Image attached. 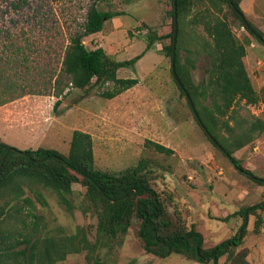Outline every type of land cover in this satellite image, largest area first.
<instances>
[{"label":"rangeland","instance_id":"rangeland-1","mask_svg":"<svg viewBox=\"0 0 264 264\" xmlns=\"http://www.w3.org/2000/svg\"><path fill=\"white\" fill-rule=\"evenodd\" d=\"M137 1L0 0V141L21 150L44 147L67 154L72 132L78 129L91 135L95 167L100 170L118 173L146 159L150 182L169 214L176 221L178 212L181 227L193 226L202 235L203 247L209 248L241 230V214L225 217L263 201L264 185L236 169L194 119L172 76L170 56L162 51L169 38L156 40L132 67L117 70L118 77H133L138 82L113 98L101 97L96 88L71 87L65 77L56 83L64 46L71 33L82 30L91 4L119 13L123 26L110 38L88 35L83 43L88 49L102 43L116 60L130 59L145 49L147 27L161 36L170 31V0ZM241 8L264 33V0H243ZM193 13L183 18L180 58L194 59L190 74L197 84L207 77L210 59L204 53H189L194 48L193 33H203L199 25L191 24ZM227 19L234 34L244 40L246 31L238 20L229 15ZM251 43L246 45L248 75L261 100L253 105L241 101L236 109L239 117L250 120L253 115L264 120V44L253 38ZM59 89L62 94L56 97ZM149 140L173 153L145 146ZM233 156L245 169L264 178V130L234 150ZM71 187L68 199L73 208L69 211L53 190L36 183L25 185L24 196L33 205L20 201L21 211L11 209L15 215L6 216L3 229H19L20 216L29 227L36 224L41 236L78 234L97 243V218L85 196L86 188L76 182ZM245 220L241 245L220 257L218 264H231L232 258L237 264H264V211L246 212ZM133 221L124 236L102 237L103 246L81 248L55 264H94L96 258L101 264H202L179 254L160 258L146 252L138 221Z\"/></svg>","mask_w":264,"mask_h":264},{"label":"trees","instance_id":"trees-1","mask_svg":"<svg viewBox=\"0 0 264 264\" xmlns=\"http://www.w3.org/2000/svg\"><path fill=\"white\" fill-rule=\"evenodd\" d=\"M240 2L241 0H176L178 35L175 70L201 123L223 148V154L236 169L256 183L264 185V178L245 169L233 156L234 150L246 146L264 130L263 119L253 115L250 120L239 117V108L236 109L241 101L244 105H253L261 100V95L254 89L248 75L246 45L252 42V38L261 42L257 36L264 39V33L247 19ZM190 11L194 12L190 19L191 24L199 25L203 33H193L194 50L191 49L189 53L195 56L204 53L210 59L207 77L197 84L190 74V69L195 68L194 59L187 58L182 61L180 58L183 18ZM169 13L170 31L165 36L147 27L145 49L130 59L116 60L103 47L88 49L83 43V37L100 31L106 21L119 15L91 4L86 11L82 30L71 33L64 46L56 83L65 77L71 87L85 91L96 88L98 94L106 99L131 88L138 80L133 77H118L117 70L132 67L154 46L156 40L169 38V43H163L162 51L171 58L173 0H170ZM228 15L238 20L245 29L244 40H240L232 31ZM175 83L177 84L176 81ZM108 84L110 86L105 88ZM177 86L185 96L178 84ZM262 92L264 94V87ZM61 94L59 89L55 96L59 97ZM207 99L208 104L204 103ZM185 100L194 116L186 97ZM59 102L60 99L55 105ZM194 119L198 123L195 116ZM145 146L167 155L173 153L171 148L158 142L149 140L145 142ZM148 167V161L140 159L136 165L118 173L96 168L92 137L78 129L72 132L67 154L44 147L21 150L0 141V264H55L63 260L66 254L79 252L81 248L94 249L98 243L103 246L102 237L109 239L118 235L124 236L134 223V218L138 221V235L146 252L160 258L179 254L202 264L210 261L218 264L220 257L241 245L246 228V212L264 211L263 200L226 216L228 218L241 214L244 219L241 230L212 247L204 248L200 232L193 226L188 230L181 227L178 212H175L176 221L169 214L164 199L150 182ZM73 182L86 188L85 196L97 218V243H89L86 237H78V234L41 236L36 224L29 227L20 216L17 217L21 222L19 229H3L6 216L15 215L10 213L11 209L16 213L21 211V206L17 205L20 201L33 205L32 200L24 196L25 185L36 183L53 190L58 202L71 211L73 205L69 202L68 194L72 192ZM238 256L239 254L237 259ZM240 257L243 261L244 255ZM234 260L232 258L231 264H237ZM94 264L101 262L96 258Z\"/></svg>","mask_w":264,"mask_h":264},{"label":"water","instance_id":"water-1","mask_svg":"<svg viewBox=\"0 0 264 264\" xmlns=\"http://www.w3.org/2000/svg\"><path fill=\"white\" fill-rule=\"evenodd\" d=\"M177 7H176V0H173V32H172V41H171V60H170V67H171V73L173 78L175 79V81L177 82V84L179 85V87L183 90V93L186 97V99L188 100V103L194 113L195 118L197 119L199 125L201 126V128L203 129V131L206 133V135L209 137V139L223 152V148L217 143V141L213 138V136L211 134H209V132L207 131V129L203 126V124L201 123L197 112L195 111V107L194 104L189 96V94L187 93L186 89L184 88V86L182 85V83L180 82L177 74H176V70H175V51H176V44H177V35H178V15H177ZM258 39H260V41L264 44V39L261 38L260 36H257ZM178 187V185H177ZM179 191L180 188L178 187ZM186 198H189L184 192H181Z\"/></svg>","mask_w":264,"mask_h":264},{"label":"crops","instance_id":"crops-1","mask_svg":"<svg viewBox=\"0 0 264 264\" xmlns=\"http://www.w3.org/2000/svg\"><path fill=\"white\" fill-rule=\"evenodd\" d=\"M142 1H143V0H138L137 2H138V3H141ZM242 2H243V0H241V2H240V6H241ZM241 9H242V8H241ZM121 26H123V23H122L120 17H119V16H115V17H113L112 19L106 21V22L103 24V27H102V29H101L100 31L95 32V33H93V34H90L89 36H90L91 38H94V37H99V38H101V37H103V38H110V37H111V36H112V35L118 30V28H120ZM250 45H251V47L253 46L252 43H251ZM98 46H101V47H103V48L106 50L105 46H104L102 43H99L98 45H96L95 47H93V48H91V49H94V48H96V47H98ZM147 51H148V50H147ZM147 51H146V52H147ZM107 52H109V51H107ZM246 52H247V51H246ZM108 54H110V53H108ZM246 58H248V55H247V54H246Z\"/></svg>","mask_w":264,"mask_h":264}]
</instances>
